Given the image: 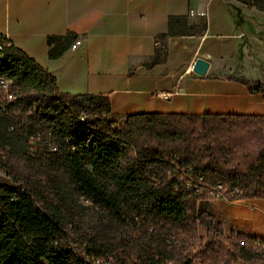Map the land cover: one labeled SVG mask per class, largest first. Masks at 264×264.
<instances>
[{
  "label": "trees",
  "instance_id": "obj_1",
  "mask_svg": "<svg viewBox=\"0 0 264 264\" xmlns=\"http://www.w3.org/2000/svg\"><path fill=\"white\" fill-rule=\"evenodd\" d=\"M236 1L264 13V0ZM204 29L170 16L157 38ZM57 40L48 59L68 47ZM0 44L13 98L0 89V264H264V238L227 237L200 209L264 199V116L115 118L107 94L59 92L1 34ZM233 80L264 101V79Z\"/></svg>",
  "mask_w": 264,
  "mask_h": 264
},
{
  "label": "crops",
  "instance_id": "obj_2",
  "mask_svg": "<svg viewBox=\"0 0 264 264\" xmlns=\"http://www.w3.org/2000/svg\"><path fill=\"white\" fill-rule=\"evenodd\" d=\"M170 16L198 27L204 22L205 29L163 37L165 52L153 60L154 40ZM262 24L264 14L236 0H0V34L53 77L59 92L107 94L115 118L264 116L262 96L233 80L244 58L258 67ZM77 37L81 45L71 51ZM48 38L68 45L55 59L47 57ZM197 59L208 63L202 77L192 71ZM209 203L225 236L264 238V199Z\"/></svg>",
  "mask_w": 264,
  "mask_h": 264
},
{
  "label": "rangeland",
  "instance_id": "obj_3",
  "mask_svg": "<svg viewBox=\"0 0 264 264\" xmlns=\"http://www.w3.org/2000/svg\"><path fill=\"white\" fill-rule=\"evenodd\" d=\"M244 7L248 8V9H254L260 15L264 14L263 12L258 11L257 9H255L253 7H247V6H244ZM256 30H258L257 34H258V37H259V61H260L259 65H258V67L250 68V66H251L250 65L251 64V58H244L242 60V64H241L240 70H237V75L236 76H239V74H240L242 76V78L244 77L246 79H251L249 77L257 78L256 80L264 79V55H263L264 54V24L259 26V28H257ZM246 76H248V77H246ZM251 81H254V79L251 80ZM0 175L3 176L1 171H0ZM200 209H204V210L208 211L212 215L214 221L218 222L216 217L214 216L213 205L211 203L201 204L200 205ZM198 233H199V235L204 236L205 235V230L203 228L199 227L198 228ZM226 234H228V233L226 232ZM67 244H68V247L72 248V249L82 248V245L80 244L79 241L75 242L73 240H70V241L67 242ZM130 264H134V263H130Z\"/></svg>",
  "mask_w": 264,
  "mask_h": 264
},
{
  "label": "built area",
  "instance_id": "obj_4",
  "mask_svg": "<svg viewBox=\"0 0 264 264\" xmlns=\"http://www.w3.org/2000/svg\"><path fill=\"white\" fill-rule=\"evenodd\" d=\"M191 14V12H190ZM4 39H5V42L7 45H9V42H8V38H6L4 36ZM81 45V38L80 37H77L75 38L72 43L70 44L69 46V49L71 51L75 50L77 47H79ZM154 47L157 48V49H160L162 48V45L160 43V40L158 38H155L154 40V43H153ZM4 47V45L0 44V52L2 50V48ZM0 62H3V56L0 55ZM10 84V82L3 78V77H0V89L3 91V93L5 94V99H6V102H11L12 101V97H11V94H9L8 92V85ZM217 189H220V185L217 186ZM98 262H96L97 264Z\"/></svg>",
  "mask_w": 264,
  "mask_h": 264
},
{
  "label": "water",
  "instance_id": "obj_5",
  "mask_svg": "<svg viewBox=\"0 0 264 264\" xmlns=\"http://www.w3.org/2000/svg\"><path fill=\"white\" fill-rule=\"evenodd\" d=\"M208 68V63L202 59L195 60L192 71L197 76H204Z\"/></svg>",
  "mask_w": 264,
  "mask_h": 264
}]
</instances>
